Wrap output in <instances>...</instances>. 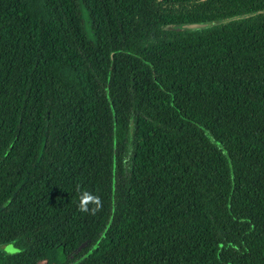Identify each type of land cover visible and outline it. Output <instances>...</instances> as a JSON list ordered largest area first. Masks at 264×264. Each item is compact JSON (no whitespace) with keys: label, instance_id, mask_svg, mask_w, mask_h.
<instances>
[{"label":"trees","instance_id":"trees-1","mask_svg":"<svg viewBox=\"0 0 264 264\" xmlns=\"http://www.w3.org/2000/svg\"><path fill=\"white\" fill-rule=\"evenodd\" d=\"M7 244L0 264H264V0H0Z\"/></svg>","mask_w":264,"mask_h":264},{"label":"clouds","instance_id":"clouds-1","mask_svg":"<svg viewBox=\"0 0 264 264\" xmlns=\"http://www.w3.org/2000/svg\"><path fill=\"white\" fill-rule=\"evenodd\" d=\"M78 196V210L81 213L95 215L102 207L101 198L88 190H83L77 186ZM90 205L92 207H90Z\"/></svg>","mask_w":264,"mask_h":264},{"label":"rangeland","instance_id":"rangeland-1","mask_svg":"<svg viewBox=\"0 0 264 264\" xmlns=\"http://www.w3.org/2000/svg\"><path fill=\"white\" fill-rule=\"evenodd\" d=\"M0 249L3 250L6 253H15L17 251L13 244H7V245H4V246H1Z\"/></svg>","mask_w":264,"mask_h":264},{"label":"water","instance_id":"water-1","mask_svg":"<svg viewBox=\"0 0 264 264\" xmlns=\"http://www.w3.org/2000/svg\"><path fill=\"white\" fill-rule=\"evenodd\" d=\"M203 25H199V24H187V25H183L181 27V29H187V30H193V29H197L202 27Z\"/></svg>","mask_w":264,"mask_h":264}]
</instances>
